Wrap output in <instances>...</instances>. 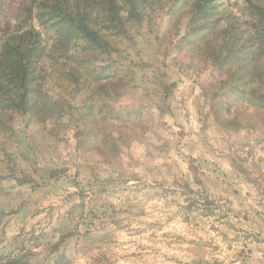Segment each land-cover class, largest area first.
Returning <instances> with one entry per match:
<instances>
[{
	"label": "rangeland",
	"instance_id": "obj_1",
	"mask_svg": "<svg viewBox=\"0 0 264 264\" xmlns=\"http://www.w3.org/2000/svg\"><path fill=\"white\" fill-rule=\"evenodd\" d=\"M218 5L249 31L264 14V0ZM26 17L0 0V35ZM189 29L187 13L161 9L85 49L88 79H118L108 107L89 106L110 111L115 149L80 143L72 114L18 112L0 127V264H264V101L181 41ZM46 67L43 88L84 106L90 89Z\"/></svg>",
	"mask_w": 264,
	"mask_h": 264
},
{
	"label": "trees",
	"instance_id": "obj_2",
	"mask_svg": "<svg viewBox=\"0 0 264 264\" xmlns=\"http://www.w3.org/2000/svg\"><path fill=\"white\" fill-rule=\"evenodd\" d=\"M21 5L27 17L0 35V127H6L18 112L31 114L39 122H58L72 114L85 124L77 132L80 143L115 149L116 137L102 126L112 118L110 111L101 109L99 116L89 106L108 107L106 93L116 90L118 79H101L102 73L99 79H88L85 66L95 57L88 59L85 49L93 53L105 47L108 34L127 36L130 25L149 21L150 13L161 9L172 15L187 13L190 29L181 41H194L203 50L201 55L220 65L230 79H244L243 87H237L248 91L250 101H264V79H260L264 75V14L259 9L262 18L256 30L249 31L222 12L218 0H21ZM34 19L55 30L53 43L32 23ZM48 61L52 69L64 68V81L71 91L90 89L84 106L43 88L48 81L44 74Z\"/></svg>",
	"mask_w": 264,
	"mask_h": 264
},
{
	"label": "clouds",
	"instance_id": "obj_3",
	"mask_svg": "<svg viewBox=\"0 0 264 264\" xmlns=\"http://www.w3.org/2000/svg\"><path fill=\"white\" fill-rule=\"evenodd\" d=\"M95 254V253H94Z\"/></svg>",
	"mask_w": 264,
	"mask_h": 264
}]
</instances>
